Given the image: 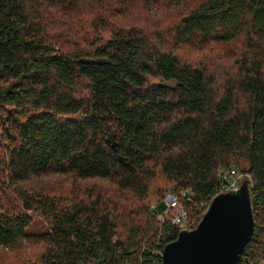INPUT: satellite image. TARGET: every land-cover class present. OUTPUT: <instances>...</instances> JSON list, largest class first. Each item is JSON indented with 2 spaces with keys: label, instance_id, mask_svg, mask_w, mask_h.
Here are the masks:
<instances>
[{
  "label": "trees",
  "instance_id": "1",
  "mask_svg": "<svg viewBox=\"0 0 264 264\" xmlns=\"http://www.w3.org/2000/svg\"><path fill=\"white\" fill-rule=\"evenodd\" d=\"M150 2L0 0V264H162L152 206L191 189L200 222L234 169L264 264V0Z\"/></svg>",
  "mask_w": 264,
  "mask_h": 264
},
{
  "label": "water",
  "instance_id": "2",
  "mask_svg": "<svg viewBox=\"0 0 264 264\" xmlns=\"http://www.w3.org/2000/svg\"><path fill=\"white\" fill-rule=\"evenodd\" d=\"M254 233L251 189L245 180L240 188L216 195L194 229L180 230L165 245L162 264H240Z\"/></svg>",
  "mask_w": 264,
  "mask_h": 264
},
{
  "label": "built area",
  "instance_id": "3",
  "mask_svg": "<svg viewBox=\"0 0 264 264\" xmlns=\"http://www.w3.org/2000/svg\"><path fill=\"white\" fill-rule=\"evenodd\" d=\"M219 180L222 183L224 191H228L230 189L240 188L243 176L234 175L228 170H221L219 172ZM248 181L250 183L252 179L248 178ZM252 185V183L249 184L250 188ZM192 198L193 192L191 189L168 191L162 198L160 205L161 208H159V205L154 204L151 208L152 213L157 217L158 221L165 222L168 220L176 225L180 230L194 229L199 221L196 217L191 218L190 212L185 205L186 202L192 201ZM210 204H203L204 207H206L205 212L208 210Z\"/></svg>",
  "mask_w": 264,
  "mask_h": 264
},
{
  "label": "rangeland",
  "instance_id": "4",
  "mask_svg": "<svg viewBox=\"0 0 264 264\" xmlns=\"http://www.w3.org/2000/svg\"><path fill=\"white\" fill-rule=\"evenodd\" d=\"M139 1V4L142 3L143 0H137ZM138 4V5H139ZM167 5V0H159V4H154L150 2L149 6H147L146 11H141L143 12V15L147 16V14L149 15V17H153L156 19H161L163 16H166L170 10H172V7L166 8ZM141 6V5H140ZM142 8H139L137 10H141ZM145 13V14H144ZM136 14V13H135ZM230 172H232L234 175H241L243 176V179H252V176L247 173V172H243L239 169H234V170H228ZM64 180L66 179V175H61V174H57V173H52V174H48L43 176L40 181L37 178H33L32 180L26 182L27 185L30 188H34L36 187V185H44L49 187L50 189H55L58 188L57 183L59 184V180ZM92 183H98L101 184V182L98 181V179H90V180H83L81 186H87L90 185ZM252 183V182H250ZM156 204V203H155ZM29 212H33L32 210H30ZM32 231L38 233L40 231H44L47 229V222L45 221V219L43 218V216L40 215H36L34 218V221L32 223ZM6 250V249H5ZM7 251V250H6Z\"/></svg>",
  "mask_w": 264,
  "mask_h": 264
}]
</instances>
